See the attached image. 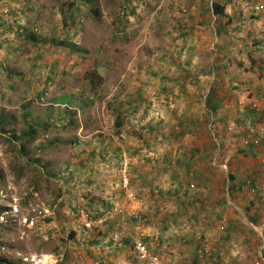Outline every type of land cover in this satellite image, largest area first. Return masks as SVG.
Wrapping results in <instances>:
<instances>
[{
	"label": "rangeland",
	"instance_id": "obj_1",
	"mask_svg": "<svg viewBox=\"0 0 264 264\" xmlns=\"http://www.w3.org/2000/svg\"><path fill=\"white\" fill-rule=\"evenodd\" d=\"M70 1L0 0L14 22L11 40L20 18L30 29L21 38L27 50L37 49L30 38L39 34L49 41L41 44L46 55L62 58L53 81L48 70L27 73L9 94L3 91L13 78L6 69L0 73V113L16 116L0 131V207L6 208L0 257L16 264H139L133 239L143 235L161 264H264V143L256 148L248 138L264 115L247 94L234 96L248 83L251 60L264 59V20L255 14L263 0H94L98 15L78 11L72 27L58 13L63 6L69 11ZM215 2L242 15L233 23L225 17L230 33L216 31ZM82 5L77 0L72 10ZM57 39L91 55L58 48ZM96 65L104 84L94 96L82 79ZM36 77L47 81L42 96L43 82L27 84ZM217 82L224 101L210 114L207 97ZM71 94L80 106H69L81 111L75 131L56 126L66 105L53 101ZM26 110L32 123L50 125L26 144V152L37 150L32 156L20 155L10 140L29 130ZM249 180L260 194L241 186ZM251 215H259L258 225Z\"/></svg>",
	"mask_w": 264,
	"mask_h": 264
},
{
	"label": "crops",
	"instance_id": "obj_2",
	"mask_svg": "<svg viewBox=\"0 0 264 264\" xmlns=\"http://www.w3.org/2000/svg\"><path fill=\"white\" fill-rule=\"evenodd\" d=\"M233 2H236V1H233ZM259 2H261V1H259ZM262 2H264V0ZM259 5H264V4H259ZM257 13H259V14H257ZM257 13H255V14L257 16H261V19L264 20V12H257ZM16 14L17 13L14 11V12H12L11 15H16ZM213 15H214V13H213ZM214 16H216V15H214ZM241 16L242 15L239 12L238 13L237 12L231 13L229 11V14L226 13V15L224 17H220V16L215 17V21H217V20L219 21V25H218V28L216 29V31H219V29H221L219 31L221 34L230 33L232 31V27H233L230 25L233 23V20L239 19ZM225 17H229V20L232 19V23L231 22H225L224 21ZM9 18H10L9 15L3 14L2 11L0 10V56L1 57L3 56L5 58V53L1 52V50L4 48L7 50L6 45L9 44V50L7 53V56H8L7 61L3 62L0 59V73L2 72L3 69H4V71L6 69V72L10 75V77L13 78V79H11V81L9 80L10 82H8L7 90H5L3 92H6L5 94H7V93L9 94L10 91L15 90L14 84L16 82H19L22 79L23 80L26 79L27 73H30V74H33L34 76H37L38 73H40V72L43 73V71L45 72L48 70L49 73L47 75V77H48L47 81H53V79H51L52 76L54 74H55V76L60 74V72H58L57 68L61 64L62 58L50 57V56L46 55V49L44 47H41V44L48 45L49 41L45 37H41V35H39V34L33 33L34 34L32 36L33 38H30L32 43H34V44L36 43V45L38 46V47H36L37 49L34 48V49H31V51L27 50L30 46H27L25 44V42H23L22 39H27L28 34H27V36L25 34L27 32H29L30 29H28V27L26 25L25 26L22 25V23L20 22V18H16V25H15L16 26L15 28L17 30L21 29L19 32L20 34L15 29L17 32V39L11 40V38H12L11 33H12V30L14 29V22L10 21ZM22 28L25 29V32L22 31ZM26 29H27V31H26ZM31 30L33 31L32 28H31ZM263 47H264V45H263ZM13 54H14V57H12ZM13 58H18L19 63L15 62L14 63L15 65H13L15 67H6V64H7V66H9V62ZM263 58H264V56H263ZM256 64H257L256 61L251 60V64H250L251 68L246 73V74H249V77H247V79H246L248 83L246 85H245V83L241 84V86H240L241 89H240L239 93L236 92V94L234 95L236 97H242L245 94H247L246 97L247 98L249 97L250 100L248 101V104L250 103V105L253 102V98L256 97L259 99V98H261V95H264V59L261 61V63L257 64V66H256ZM24 69L26 70L25 72H24ZM213 71L216 72V69H214ZM219 71H220V69L217 70L218 75H219ZM255 72H257V73L262 72V74L258 73L257 74L258 77H256V75H254ZM246 74L244 72L243 76H246ZM251 75H254V76H251ZM42 76H45V74H43ZM259 77H261L260 78L261 81L259 80ZM36 78H34V81L28 80L27 84L33 85V83L38 82V85L35 86L37 88H40V86L43 85L41 92H37V96H39V95L42 96L43 95L42 91H44L46 89L45 86H46L47 81H44V82L41 81V80H43L42 77H39L37 79ZM53 78H54V76H53ZM234 79H236V77ZM234 79H232V81ZM45 80H46V77H45ZM54 81H55V79H54ZM42 82L44 84L41 85ZM240 82H243L241 76L237 80L236 85L240 84ZM217 84H218L217 87H219V85H221V82H217ZM243 91H246V93L242 94ZM26 93L29 95L28 91L24 90V96L21 97V99L23 101L28 99L25 96ZM1 97L4 99V96L1 95ZM259 102H260V100H259ZM260 103L263 104L261 110H262V115H264V103H262V102H260ZM260 103H258L259 106H260ZM173 126L176 127L175 125H173ZM250 152L252 154H256V152L253 150H250ZM253 175H257V173L253 172ZM159 177L160 176L157 174V178H159ZM170 223H172V222H170ZM162 226L164 229H168L170 227L169 223H167L166 225L162 224ZM106 235H107V232L105 233V236ZM104 264H105V262H104Z\"/></svg>",
	"mask_w": 264,
	"mask_h": 264
},
{
	"label": "trees",
	"instance_id": "obj_3",
	"mask_svg": "<svg viewBox=\"0 0 264 264\" xmlns=\"http://www.w3.org/2000/svg\"><path fill=\"white\" fill-rule=\"evenodd\" d=\"M77 0L74 1H70L68 6V10L63 6L59 9L58 13L60 16H62L63 18V22L66 23H70V26H76L77 23V19H75V14L79 11V12H84V10L88 11V14L91 16H97L98 15V6H96V1L94 0H80L82 2V7L78 8L76 10H72L73 7H75ZM95 2V6L93 8H91V4H94ZM213 13L216 16H220V17H224L226 15V8L225 6L219 4V3H213ZM68 17L70 19H68ZM67 29L69 26H65ZM222 28V27H221ZM221 29H219L220 31ZM218 31V34H221ZM33 38V37H32ZM37 41V40H36ZM52 43L56 44L58 47L60 48H64V49H68V50H76V52H84L87 54L91 53L89 51H86L84 49H80L78 46H76V44L71 43L69 40H60L57 39L55 41H52ZM82 82L84 84V86H87V90L94 94V96H97L101 91H102V86L104 84V78L102 77V75L99 73L98 71V66L96 65L94 68H92L91 70L85 72V74L83 75V79ZM74 94L65 96L63 98H57L56 100H53L54 102L56 101V104L60 105H66L64 111H63V124L59 123L60 125H56V126H61V128L64 126V128L69 129L71 131H75L80 127V122L77 119L79 112H81L79 109H73L71 108L69 105H76V103L74 102ZM224 101V97H222L220 95V90L219 87H217L216 89H211L210 93L208 94L207 97V108L208 111L210 112V114H215L218 109L221 107L222 103ZM79 104L76 105V107H78ZM80 106V105H79ZM121 105H117L116 106V113L118 114V118L121 115ZM24 121L25 123L28 125L29 130L28 131H23L22 133H20V135L16 136L15 133L12 137H10L11 142L14 144V146L16 148H20L19 150V154L22 156H32L33 154H37V150L35 151H28L26 152V144L29 143L30 138H34V136L36 134H38L39 130H41L42 128H48L50 129V125L46 124L40 127V125H38V123H32L31 122V117L30 114L28 113V110L24 111V115H23ZM16 120V116L13 114H9V113H5L4 111H2L0 113V131L4 132L6 131V128H8V126H10L11 124H13V122ZM66 120V123L64 125V121ZM122 127V124L120 122L117 123L116 128ZM183 128L184 126L181 125V131L183 132ZM149 130V132H153L155 131V128L153 127H149V129H147V131ZM181 133V134H182ZM118 134H120V132H118ZM23 141V144L21 147H19L20 142ZM75 141H78V138L75 137ZM262 143H264V137L262 139ZM39 152V151H38ZM37 163H39V161H37ZM247 185V181H244V183L241 184V186H245ZM240 186V189H241ZM6 210V208L4 207H0V213L4 212ZM250 223L252 224H259V215H251L249 218ZM100 243L99 240H95L92 241V245H98ZM264 256V255H263ZM262 259H264V257H262ZM0 264H16L14 261H8V259L4 258V257H0Z\"/></svg>",
	"mask_w": 264,
	"mask_h": 264
},
{
	"label": "built area",
	"instance_id": "obj_4",
	"mask_svg": "<svg viewBox=\"0 0 264 264\" xmlns=\"http://www.w3.org/2000/svg\"><path fill=\"white\" fill-rule=\"evenodd\" d=\"M257 11L264 12V5L257 6ZM262 101L264 99H261ZM252 109L256 111V113L261 116V108L256 103H251ZM264 137V119L258 125V127H251L249 129L248 138L251 140L253 145L256 148H260L262 145V139ZM126 182V181H125ZM247 187L249 188L250 192L254 195L260 194L262 189L260 185L255 183L254 181H247ZM133 246L136 252V260L139 264H161L160 257L157 254H153L151 252L152 243L147 242L146 239L143 238V235H137L133 239Z\"/></svg>",
	"mask_w": 264,
	"mask_h": 264
},
{
	"label": "clouds",
	"instance_id": "obj_5",
	"mask_svg": "<svg viewBox=\"0 0 264 264\" xmlns=\"http://www.w3.org/2000/svg\"><path fill=\"white\" fill-rule=\"evenodd\" d=\"M257 6H262V5H257ZM257 6H256V7H257ZM256 7H255V10H256ZM256 12H261V11H257V10H256ZM262 12H263V11H262Z\"/></svg>",
	"mask_w": 264,
	"mask_h": 264
}]
</instances>
